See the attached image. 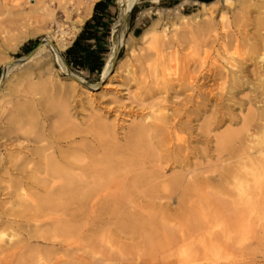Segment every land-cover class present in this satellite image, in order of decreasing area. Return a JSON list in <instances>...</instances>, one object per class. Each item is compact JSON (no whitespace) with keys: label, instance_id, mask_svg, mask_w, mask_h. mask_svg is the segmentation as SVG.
Masks as SVG:
<instances>
[{"label":"bare ground","instance_id":"6f19581e","mask_svg":"<svg viewBox=\"0 0 264 264\" xmlns=\"http://www.w3.org/2000/svg\"><path fill=\"white\" fill-rule=\"evenodd\" d=\"M95 1L26 0L16 3V11L7 9L10 21L19 22V19L32 15L35 24L5 39V51L17 50L39 31L47 34L24 60L0 58V63H4L0 90L14 68L34 63L44 69L43 61L48 57H54L58 63L62 61L61 52L70 44L74 31L90 15ZM229 1L221 0V3ZM118 2L122 3V9L115 26L123 21L136 0ZM189 2L196 4L192 0H183L181 5ZM200 6L203 15L214 10L212 3H201ZM58 12L64 22L71 23L70 29L58 20ZM175 12L178 13L177 9ZM225 19L223 14L219 15L221 35L216 33L211 17L201 25L196 23V17L184 15L181 22L175 24L179 27L176 29L177 37L182 32L191 36L198 33L202 38L201 46L218 43L225 52L229 46H243L245 51L236 59L227 60L225 65L207 64L205 59L198 58L192 69L188 62L180 67L169 66L162 61L158 74L160 83L168 85L173 82L188 89L190 95L184 106L191 104L192 108L184 110L183 119L186 120L183 121L161 115L149 125L134 126L123 145L110 139L112 128L98 118L93 125L96 143L78 148L75 145L77 127L71 121L68 101L56 107L54 116L58 121L53 123L52 117L46 116L47 112L38 111V101L34 98L46 92L44 85L32 83L33 68L25 71L19 77V82L26 85L20 91V101L16 100L4 116L0 114V193L12 199L8 210H3L0 205V228L7 217L28 218L30 209L43 213L65 209L69 204L78 203L82 210L86 203L92 208L101 202L112 203L115 194L110 191V186L115 184L125 193L129 189H140L138 201L152 200L163 206V203L168 204L175 198L178 204L187 205L188 209L181 216H189V220L197 223L189 230L180 231L174 240L168 238L170 241L166 248V251H171L173 247L176 249L179 263L242 264L240 259L243 256L232 254L229 249L231 244L240 245L253 232L255 218L264 221V17L257 19L250 38L247 34L230 31ZM165 31V28L159 30L156 20L141 33L138 40L148 45L145 49L152 47L160 56L167 44ZM180 42L178 38L177 43ZM125 44L131 56L132 45L129 41ZM118 48L106 59L102 80L108 76ZM68 76L74 88L78 84L89 89L81 78L71 73ZM217 89L225 90L230 96L225 97L222 92L217 94ZM246 89L250 92L249 96L237 97ZM243 105L248 106L244 115L241 112L240 115L232 113V107L240 109ZM205 107L210 108V114L202 125L193 130V138L196 141L201 138L213 141L218 163L212 171H208L209 176H204L207 172L190 175L187 171L160 181L156 167L162 163L180 165L188 160L189 150L193 149L188 124L195 121L200 111L206 112ZM191 113L194 119L188 120ZM40 117H43V122H49L47 131L37 127ZM225 122L230 125L241 123V127L211 135ZM178 132L180 136H176ZM84 160L87 164L81 169L79 164ZM78 169H81L79 175ZM14 206L21 210H14ZM76 210L73 209L71 217L77 213ZM149 216L153 218V215ZM12 224H7L6 229H13ZM66 225L56 219L51 223V230L43 231L36 227L23 239L0 244V258L13 254L15 249L29 247L32 239H39L45 244L37 252L48 253L55 246V234H66L68 231ZM22 242L23 246L19 247ZM174 242L177 243L174 245ZM36 262L33 255L22 264Z\"/></svg>","mask_w":264,"mask_h":264},{"label":"rangeland","instance_id":"374dc122","mask_svg":"<svg viewBox=\"0 0 264 264\" xmlns=\"http://www.w3.org/2000/svg\"><path fill=\"white\" fill-rule=\"evenodd\" d=\"M18 1L25 2L26 0H0V58L10 61H22L30 52H20L19 48L12 52L5 51V39L19 34L22 29L35 24L32 15L19 19V22L10 21L11 16L6 15V10L16 11ZM182 1L159 0L155 5L156 0H137L127 17H124L123 21L115 26L122 9L120 6L122 3L117 0L116 10L113 20H111L110 35L106 43L104 64L99 74L89 75L86 72L73 71L67 65L65 66L63 55L68 47L61 52L63 60L59 63L54 60V57L42 60L45 65L44 69H40V65L34 63L14 68L0 90V114L4 116L8 112L7 110H11L16 100L20 101V91L26 85L19 82V77L25 71H30V68H33L32 83L37 86L43 84L46 89L45 93L34 97L38 101V111L47 112L46 116L52 117L51 121L57 123L58 120L54 116L55 109L63 101H68L71 121L77 127L75 140L77 144L75 145L78 148L82 145L89 146L96 143L93 125L98 118L112 128L113 134L110 139L119 145L125 143L127 135L134 126L149 125L154 118L161 115H166L171 119L186 120L183 119L184 110L187 107L192 108L191 104L184 106L190 91L173 82L162 85L158 76L161 62L164 61L169 66L178 65L180 67L188 62V66L192 69L194 62L198 58H203L207 64L225 65L227 60L236 59L238 54L243 53L245 47L229 46L225 52L218 43L201 46L202 38L198 33L191 36L182 32L177 37L176 29L179 27H176L175 24H179L184 15L196 17V23L201 25L209 21V17H211L216 33L221 35L223 32L219 15L223 14L226 18L224 22L229 24L230 31L247 34V38H250L251 33L255 31L257 19L264 17V0H230L226 4H222L221 0H211L206 4L212 3L214 10L208 15H203L200 12L202 2L192 0L196 4L189 2L181 5ZM150 7L155 9L151 10ZM176 9L178 13L175 12ZM138 16L148 21L144 25L141 24L138 33L133 35L131 28L136 24ZM57 17L66 27L69 29L72 27L69 21L64 22L60 12ZM156 20L159 30L165 28L167 34V44L162 49L160 56L152 47L150 50L145 49L148 45L138 40L141 33ZM77 32L78 30L74 31V37L70 44ZM46 34V32L39 31L33 38L36 40V44L32 49L46 37ZM178 38L181 40L180 43H177ZM211 40L213 41V39ZM125 41H129L132 45L131 56ZM118 46L119 50L114 57L115 61H112L108 70V76L102 80L106 59L115 52ZM199 55L200 57H198ZM117 67H119V71H116ZM3 71L4 63H0V78ZM70 73L81 78L89 89L82 88L78 84L74 88L68 76ZM215 92L217 94L222 92L225 97L230 96L227 95L228 93L226 94L225 90L217 89ZM249 93L247 89L242 90L237 97L243 98L249 96ZM247 107L243 105L239 109L238 106H234L232 113L240 115L241 112V115H244ZM203 109L206 112L200 111L195 121L188 124V127H191V133L197 126L202 125L210 114L209 107ZM251 109H254V106H251ZM192 119H194V114L191 113L188 120ZM39 120L40 123L37 127L47 131L49 122H43V117H40ZM240 127L241 123L230 125L225 122L211 135H217L227 130H238ZM191 135L190 146L193 149L189 150L188 160L180 165L170 166L171 163H162L156 167L155 169L161 177L160 181L185 174L187 171H190V175H198L203 172H207L204 176L210 175L208 171H212L218 163L214 142L203 138L196 141L193 138L195 132ZM78 154L84 155V153ZM86 164L87 160H84L79 165L82 169L86 167ZM81 169L77 170V175L81 173ZM122 190L120 186L111 185L110 191L115 194L112 196V203L101 202L93 208L91 204L86 203L80 210L77 203L69 204L65 209H55L52 212L42 213L30 209L28 218L24 219L5 218L6 222L0 228L1 245L6 242L11 244L25 238L26 234L36 227H40L43 231L51 230V223L56 219L66 223L68 231L66 234L60 232L55 234V246L48 253L37 252V249H42L45 244L39 239H32L29 241L30 248H23L24 242H22L19 245L22 248L15 249L13 254L5 258H0V264H22L33 255L37 260L34 264H181L176 249L173 247L171 251H166V248L168 242L174 240L180 231L189 230L197 223V221L189 220V216H181L182 212L188 209L187 205L178 204L175 198L168 201V204L163 203V206H160L157 201H138V196H141L140 189H129L127 193ZM10 201L12 199L0 193V205L3 210H8L11 207ZM75 208H77V213L71 217ZM13 209L21 210L18 206H14ZM149 215H153V218ZM172 218L174 219L172 220ZM11 222L13 229H6L5 226ZM263 226L264 221L258 217L255 218L253 232L245 237L240 245L235 242L231 244L229 249L232 254L243 256L241 259L239 258L242 264H264ZM11 235L14 237L10 238ZM176 243L174 242V245ZM172 244L173 241L170 245ZM48 249L51 248L48 246Z\"/></svg>","mask_w":264,"mask_h":264},{"label":"trees","instance_id":"16d2710c","mask_svg":"<svg viewBox=\"0 0 264 264\" xmlns=\"http://www.w3.org/2000/svg\"><path fill=\"white\" fill-rule=\"evenodd\" d=\"M201 2H209L211 0H199ZM100 6L97 4L95 10ZM95 15L92 17V21H95ZM105 27H108L107 25ZM107 29V28H106ZM97 31L94 29L91 23H86L83 31L79 35V38L73 43V45L65 51L63 57L66 65L73 71L86 72L89 75L99 74L104 64V53L105 49H91L90 46L85 42L86 40L97 37ZM108 31L102 34V37L108 36ZM99 40V39H98ZM36 42V41H35ZM32 42L33 45L36 43ZM31 46V44H30ZM29 47V45H28ZM24 48L22 49V51ZM31 49L26 50L28 53Z\"/></svg>","mask_w":264,"mask_h":264},{"label":"crops","instance_id":"0c3cea01","mask_svg":"<svg viewBox=\"0 0 264 264\" xmlns=\"http://www.w3.org/2000/svg\"><path fill=\"white\" fill-rule=\"evenodd\" d=\"M159 0H156V2L154 3L155 5L158 4ZM199 1V0H197ZM201 2V1H200ZM117 0H96L92 6V10L90 15H88L84 21L83 24L79 27L77 35L75 36V38L72 40L71 44L68 46L67 50L73 45V43L79 38V35L81 34V32L83 31V28L85 26L86 23H91L94 27V29L98 32L97 33V37L96 39H89L86 40L85 42L90 46L91 49H100V47H103L104 49L107 48V40L109 38L110 35V30H111V20H113V15L115 13L116 10V5ZM203 3V2H202ZM97 4H100V6H98V8L95 10V6ZM156 7V6H155ZM150 9H155L154 7H150ZM95 15V21H92V17ZM136 24L133 25V27L131 28V32L133 35L137 34L138 31L140 30V25H144V23H146L148 20L144 19V18H140L139 16L136 18ZM108 27H105V26ZM107 28V29H106ZM105 30L108 31V36L106 37H102V34L105 32ZM99 39V40H98ZM36 40L31 38L26 40L21 46H19V50L20 52H25L26 50H29L34 47V45L32 44V42H35ZM31 44V46H30ZM29 45V47H28ZM24 48V50L22 51V49ZM30 50V51H31ZM29 51V52H30Z\"/></svg>","mask_w":264,"mask_h":264},{"label":"water","instance_id":"95a60500","mask_svg":"<svg viewBox=\"0 0 264 264\" xmlns=\"http://www.w3.org/2000/svg\"><path fill=\"white\" fill-rule=\"evenodd\" d=\"M136 1H137V0H136ZM135 3H136V2H135ZM129 12H130V11H129ZM129 12H128V13H129ZM127 15H128V14H126L125 18L127 17ZM38 45H39V44H38ZM38 45H37V46H38ZM37 46H36V47H37ZM36 47H35V48H36ZM35 48H34V49H35ZM34 49H32L30 52H32ZM118 50H119V48H118ZM118 50H117V52H118ZM116 54H117V53H116ZM64 64H65V66H66V63H65V62H64Z\"/></svg>","mask_w":264,"mask_h":264}]
</instances>
